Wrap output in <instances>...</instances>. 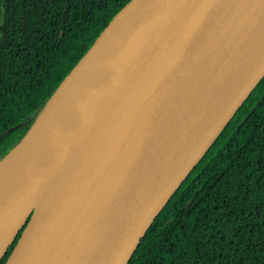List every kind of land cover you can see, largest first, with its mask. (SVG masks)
I'll return each mask as SVG.
<instances>
[{
  "label": "water",
  "instance_id": "95a60500",
  "mask_svg": "<svg viewBox=\"0 0 264 264\" xmlns=\"http://www.w3.org/2000/svg\"><path fill=\"white\" fill-rule=\"evenodd\" d=\"M263 77L264 0H130L0 161V264H127Z\"/></svg>",
  "mask_w": 264,
  "mask_h": 264
},
{
  "label": "trees",
  "instance_id": "16d2710c",
  "mask_svg": "<svg viewBox=\"0 0 264 264\" xmlns=\"http://www.w3.org/2000/svg\"><path fill=\"white\" fill-rule=\"evenodd\" d=\"M129 1L0 0V161ZM127 264H264V77Z\"/></svg>",
  "mask_w": 264,
  "mask_h": 264
},
{
  "label": "bare ground",
  "instance_id": "6f19581e",
  "mask_svg": "<svg viewBox=\"0 0 264 264\" xmlns=\"http://www.w3.org/2000/svg\"><path fill=\"white\" fill-rule=\"evenodd\" d=\"M9 185V163L3 162L0 164V189L6 191ZM4 198L0 197V217L2 216L1 205Z\"/></svg>",
  "mask_w": 264,
  "mask_h": 264
}]
</instances>
